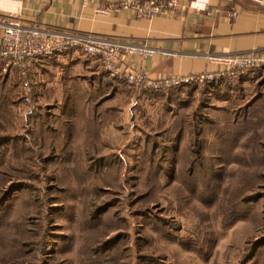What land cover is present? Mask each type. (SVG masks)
I'll list each match as a JSON object with an SVG mask.
<instances>
[{"label": "rangeland", "instance_id": "1", "mask_svg": "<svg viewBox=\"0 0 264 264\" xmlns=\"http://www.w3.org/2000/svg\"><path fill=\"white\" fill-rule=\"evenodd\" d=\"M51 77L34 79L42 110L65 101L67 81ZM118 82L108 105L122 110L99 139L60 109L24 124L31 102L0 84V264H264V99L248 106L264 89L220 80L131 120L134 88Z\"/></svg>", "mask_w": 264, "mask_h": 264}, {"label": "crops", "instance_id": "2", "mask_svg": "<svg viewBox=\"0 0 264 264\" xmlns=\"http://www.w3.org/2000/svg\"><path fill=\"white\" fill-rule=\"evenodd\" d=\"M127 1L148 0H0V15L15 16L39 28L138 39L156 50L140 62L154 80L213 72L218 67L209 56L264 51V3L260 0H184V11L152 20L137 18L133 8L110 10L108 17L96 14ZM232 11H238V16L227 18ZM57 62L80 74L84 71L82 79H90L96 66L94 59L88 63L80 52L60 55ZM50 70H57L61 79L60 68Z\"/></svg>", "mask_w": 264, "mask_h": 264}, {"label": "built area", "instance_id": "3", "mask_svg": "<svg viewBox=\"0 0 264 264\" xmlns=\"http://www.w3.org/2000/svg\"><path fill=\"white\" fill-rule=\"evenodd\" d=\"M184 0H148L143 3L127 1L97 10L96 14L108 17L110 10L134 9L137 18L152 20L184 11ZM238 11L227 14L235 19ZM80 52L99 62L101 68L111 77L124 81L129 87L163 93L184 84H204L221 78L242 76L249 71L264 68V51L209 56L218 68L213 72L189 76H172L167 79H151L141 61L150 58L156 51L142 41L131 38L99 36L88 33L59 31L24 24L15 16L0 15V64L2 72L15 70L25 104L31 102L34 66L43 60L68 53Z\"/></svg>", "mask_w": 264, "mask_h": 264}, {"label": "trees", "instance_id": "4", "mask_svg": "<svg viewBox=\"0 0 264 264\" xmlns=\"http://www.w3.org/2000/svg\"><path fill=\"white\" fill-rule=\"evenodd\" d=\"M74 51H70L68 53L62 54V55H72ZM60 56V55H59ZM52 58L51 60H43L37 63L34 68L32 69V72L30 73L33 76V79H36L35 77H43L46 75H49V77L53 78L57 76V70H50L53 66H57V68L62 70V76L60 78L62 80L67 81V85L65 84V101L64 104L61 107H58V105L50 106V105H44L45 109H40L42 108L41 105L37 102V98H40L38 96L36 89L38 86L40 88H43V83L41 82H34V85L32 86V92H31V103L29 106H26L27 111L25 114L22 116V120L24 124H27L28 120H32L34 116H36V113L38 110L44 111V117H50L49 112L51 111H58L60 109V115L59 118L64 120L66 124L67 129H72V130H77L78 126L75 127V121L78 120H83L82 126L78 131H82L83 129H87L86 132H88L87 135L90 136V131L92 133V130L95 132L92 133L90 136L91 139H99L101 136V128L102 124H105V119L108 117V115H113L115 113H118L122 110V107L117 105L109 104L108 102H112L115 100L114 98L117 97L118 94H124L123 87L120 85V82H118L114 78H109L107 73L101 68L99 62H95L96 66L93 68L91 71L92 77L90 79H82L80 76H74L72 75V72L74 70H71L69 66L67 68L61 67L58 65L57 62V57ZM86 56V60L88 63L89 61L93 60L92 58H89ZM91 59V60H90ZM52 66V67H51ZM60 70V72H61ZM264 72V68L256 70V71H249L245 75L242 76H236L233 78H221V79H216L211 82H206L203 84L202 87L199 85H194L192 84H184L178 87L171 88L167 90L166 92L163 93H158V92H152L145 90L141 87L134 88L131 92V101L129 105V112L131 113V120L136 117L137 111L140 110L143 106H149L151 107L156 101H159L161 103V109L164 110L165 112H173L172 109L175 107L174 105L180 104L179 101L180 99H177L178 94H184L185 91L191 94H195L197 89L201 88L199 93L203 98H208L210 95H215L214 93L219 90V82L222 80L224 83L223 85L227 84H234V86L240 85L243 83V80L246 78V80H251L256 83V88H261L262 90L264 89V81L262 83H258L259 81L257 80V77L259 76V72ZM256 72V74H254ZM38 79V78H37ZM81 81V83L84 84V90L83 92L77 93V91H74L73 87H71V84H75V81ZM219 81V82H218ZM261 81V80H260ZM12 83V87H15L16 85L20 88V81L19 78L15 72V70H10L8 73H3L2 72V64H0V84L2 86L5 85L6 83ZM258 83V84H257ZM71 92L70 94L68 91ZM123 89V90H122ZM21 91V89H19ZM112 94V95H111ZM9 92H6L0 88V104H2V99L7 101L8 99ZM20 102L22 104H25L23 101L22 97V92L20 94ZM126 95V94H125ZM177 99V101H176ZM264 99V92H258L257 97L253 99L248 106H252V103H256L259 100ZM172 102H175L173 106L171 105ZM229 100L227 101V103ZM8 103V102H7ZM201 110H205L204 104H200ZM48 107V108H47ZM52 116V115H51ZM106 125V124H105ZM87 126L89 128H87ZM73 136V133H72ZM71 134L69 137H72ZM77 136V135H76ZM76 136L74 138H76ZM79 136H77L78 138ZM76 138V139H77ZM174 148V147H173ZM2 198V197H1ZM4 199L0 200V203Z\"/></svg>", "mask_w": 264, "mask_h": 264}, {"label": "water", "instance_id": "5", "mask_svg": "<svg viewBox=\"0 0 264 264\" xmlns=\"http://www.w3.org/2000/svg\"><path fill=\"white\" fill-rule=\"evenodd\" d=\"M260 1H262L264 3V0H260Z\"/></svg>", "mask_w": 264, "mask_h": 264}]
</instances>
